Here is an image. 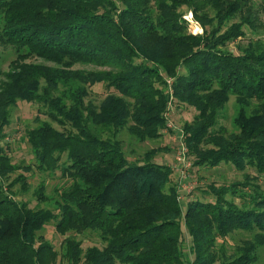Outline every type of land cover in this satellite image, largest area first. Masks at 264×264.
<instances>
[{"label": "trees", "instance_id": "1", "mask_svg": "<svg viewBox=\"0 0 264 264\" xmlns=\"http://www.w3.org/2000/svg\"><path fill=\"white\" fill-rule=\"evenodd\" d=\"M184 6L201 33L189 31ZM260 14L264 0H0V39L17 51L9 69L0 70V137L17 100L38 102L63 129L44 121L26 130L36 166L72 179L59 193V212L30 207L11 192L17 183L27 190L25 175L2 182L19 166L0 145V264L56 261L58 252L38 235L50 221L61 234L100 232L105 245L84 253L74 237L65 238L63 255L73 264H253L264 242L259 184L252 193L243 191L248 176L211 184L214 201L184 207L171 166L153 160L159 149L131 162L117 135L127 127L139 140L158 139L172 99L196 110L183 125L193 166L225 162L264 175V41L251 40L238 54L225 48L245 36L246 25H261ZM31 55L51 65L26 61ZM75 63L110 68L72 69ZM96 83L118 94L99 106L86 102ZM231 95L239 105L238 132L226 134L218 119ZM109 129L113 136L103 137ZM36 193L45 200L43 184ZM228 194L249 195L252 205ZM255 228L261 232L231 256L217 246L219 237Z\"/></svg>", "mask_w": 264, "mask_h": 264}, {"label": "rangeland", "instance_id": "2", "mask_svg": "<svg viewBox=\"0 0 264 264\" xmlns=\"http://www.w3.org/2000/svg\"><path fill=\"white\" fill-rule=\"evenodd\" d=\"M182 11L185 13L184 17L188 22L189 31L192 33H201L203 29L199 22L194 19L193 13L185 6L182 7ZM259 17L262 23L261 25L259 23L255 28L246 25L244 27L245 36L238 37L225 48L238 54L241 52L240 48L245 47L249 41L256 39L264 41V15L260 14ZM235 21H239V19H234V22ZM195 26H200L201 30H195ZM16 57L17 51L15 47L0 39V70L7 71L10 63L16 59ZM26 61L51 65V62L36 55L29 56ZM109 68L110 67L107 65L94 63H75L72 66V69L82 70H104ZM173 80V77L167 78L169 90L170 88L172 89ZM110 93L118 94L114 88H109L104 83L89 85L85 101L92 102L99 106L107 94ZM127 100L132 102L130 98H127ZM169 104H172L169 123H166V127L161 130L162 135L158 139L139 140L127 127L122 128L118 133L117 136L122 141L125 154L129 161H143L147 151L151 149H159L154 155L153 160L159 163H165L172 167L175 155L180 146V139H184L183 142L187 145L183 125L186 121H191L193 119L196 110L190 106L176 105L173 100H170ZM238 111L239 105L236 98L234 95H231L221 109L218 119V125L225 129L226 134L238 132L235 123ZM44 121L52 123L58 129H63L61 125L51 120L46 113L45 107L38 102L17 100V102L10 107V124L5 128L4 137H0V145L6 147L8 154L11 156L12 162L19 166V168L10 174L9 180H4L2 182L7 186L8 183L19 174L25 175L27 179V190L22 189L21 183H17L11 188L14 197L21 202H25L30 207H44L59 212V193L61 190L67 189L71 185L72 179L69 176H63L60 170L46 172L39 170L36 166L32 147L25 136V132L28 128L37 126ZM101 132L103 137L113 136V129L106 131L101 130ZM164 147H168V149H164ZM63 161H66L65 155L63 156ZM246 176L249 177L251 183L247 188H243V191L252 193V185L259 184L261 191L264 193V175L258 176L256 170L252 167H247L246 170L239 171L231 163L225 162L215 167L207 165L192 166L190 170V179L184 184L185 188L181 190L184 197V199H182L183 201L179 199V190L174 175L173 178L178 191V199L185 207L189 200L200 199L202 201H214L215 196L209 190L211 184L221 186L229 185L234 182H246ZM254 176H257L258 178L256 180L253 179ZM42 184L44 186L45 200L39 199L36 193V189ZM188 188H190L189 191ZM227 198L241 206L252 205L249 195L242 197L241 194H228ZM260 232L261 231L257 228L254 230H234L225 238L219 237L217 240V246L224 247L226 255L231 256L240 245L245 241L254 240L256 235ZM262 233L264 234V231ZM38 235H42L48 240L58 252L56 261L51 264H73L63 255L65 238L68 236H72L80 242V249L83 250V253L89 247L97 246L102 248L105 245L99 231L87 229L81 232L68 231L65 234H61L56 230L55 221L47 223L38 232ZM189 242L190 238L186 234L187 245H189ZM185 249L188 251V246H186ZM80 263H82V261ZM253 264H264V242L262 245H259L257 250V260Z\"/></svg>", "mask_w": 264, "mask_h": 264}, {"label": "built area", "instance_id": "3", "mask_svg": "<svg viewBox=\"0 0 264 264\" xmlns=\"http://www.w3.org/2000/svg\"><path fill=\"white\" fill-rule=\"evenodd\" d=\"M173 89L170 88V92L172 94ZM172 97V96H171ZM172 100V99H171ZM172 104H169L168 110H167V123H169V118L171 115L170 109ZM184 140V139H183ZM182 139H180V146L179 149L175 155L173 165L171 167L176 184L178 186L179 190V199L183 201L184 199L181 190L185 188V183L190 179V170L193 166L192 160L189 157V148L188 146L183 142ZM190 188H188V191Z\"/></svg>", "mask_w": 264, "mask_h": 264}, {"label": "bare ground", "instance_id": "4", "mask_svg": "<svg viewBox=\"0 0 264 264\" xmlns=\"http://www.w3.org/2000/svg\"><path fill=\"white\" fill-rule=\"evenodd\" d=\"M195 30L199 31V30H201V27L200 26H195Z\"/></svg>", "mask_w": 264, "mask_h": 264}]
</instances>
